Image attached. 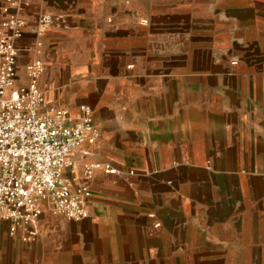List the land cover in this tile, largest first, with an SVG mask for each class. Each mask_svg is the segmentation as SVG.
<instances>
[{
	"label": "crops",
	"instance_id": "1",
	"mask_svg": "<svg viewBox=\"0 0 264 264\" xmlns=\"http://www.w3.org/2000/svg\"><path fill=\"white\" fill-rule=\"evenodd\" d=\"M41 12L67 27L38 34ZM10 14L24 23L15 84L41 61L46 102L74 117L88 105L98 136L65 171L89 216L43 207L28 239L0 221V264H174L182 235L264 242V0H0V23ZM214 49L240 63L198 59Z\"/></svg>",
	"mask_w": 264,
	"mask_h": 264
},
{
	"label": "built area",
	"instance_id": "2",
	"mask_svg": "<svg viewBox=\"0 0 264 264\" xmlns=\"http://www.w3.org/2000/svg\"><path fill=\"white\" fill-rule=\"evenodd\" d=\"M18 1L6 0L11 6ZM55 20L67 27L61 16L41 12L37 33L45 32ZM23 25L14 14L0 23V221H9L11 232L23 225L27 228L24 239H28L35 234L43 207L74 221L89 216L87 187L72 190L65 171L73 165L70 153L88 136L96 139L98 131L88 105H80L79 115L74 117L68 108L46 102L37 86L43 71L41 61L27 65L25 85L15 84V43L22 36ZM96 168L99 165H86L85 177L91 178Z\"/></svg>",
	"mask_w": 264,
	"mask_h": 264
},
{
	"label": "rangeland",
	"instance_id": "3",
	"mask_svg": "<svg viewBox=\"0 0 264 264\" xmlns=\"http://www.w3.org/2000/svg\"><path fill=\"white\" fill-rule=\"evenodd\" d=\"M205 46V43L202 44ZM213 56L206 57L205 55L198 56L200 60L205 59L206 61L212 59L213 63H227L228 65H238L240 63V57L236 54H228L225 57L220 56V52L214 49ZM225 74L229 75L231 79L237 78L238 73L235 71H229ZM236 75V76H235ZM264 170L261 171V175H264ZM245 175H254L255 171H245ZM255 189L253 190V196L259 197L260 194H264V179L261 182H258L257 185L253 183ZM213 236V235H212ZM232 236H234L232 234ZM260 236H262L260 234ZM220 234L215 233L214 238L220 239ZM249 240L245 243V247L241 246L236 241L227 242L224 247L220 245H207L203 248L198 249L197 243L187 242L186 237L182 235V242L180 248V257L176 259L174 264H264V242L253 243L252 242V232L249 234ZM199 238V237H197ZM208 238V236L206 237ZM210 239V237H209ZM251 239V240H250ZM206 242V241H205ZM218 244H220L218 242ZM206 245V244H205ZM164 264H168L165 262Z\"/></svg>",
	"mask_w": 264,
	"mask_h": 264
}]
</instances>
